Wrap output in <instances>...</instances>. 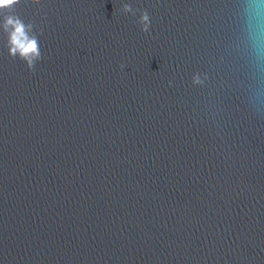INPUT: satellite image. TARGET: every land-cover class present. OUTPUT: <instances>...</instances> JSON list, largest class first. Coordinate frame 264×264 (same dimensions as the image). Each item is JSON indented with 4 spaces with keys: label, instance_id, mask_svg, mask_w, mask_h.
Instances as JSON below:
<instances>
[{
    "label": "water",
    "instance_id": "obj_1",
    "mask_svg": "<svg viewBox=\"0 0 264 264\" xmlns=\"http://www.w3.org/2000/svg\"><path fill=\"white\" fill-rule=\"evenodd\" d=\"M12 11L42 56L0 33V264H264V0Z\"/></svg>",
    "mask_w": 264,
    "mask_h": 264
},
{
    "label": "clouds",
    "instance_id": "obj_2",
    "mask_svg": "<svg viewBox=\"0 0 264 264\" xmlns=\"http://www.w3.org/2000/svg\"><path fill=\"white\" fill-rule=\"evenodd\" d=\"M36 2V0H33ZM19 3V0H0V33L5 35L3 48L7 50V55L24 62L28 69H33L36 62L41 59V50L37 35L33 33V25L25 23L12 10ZM124 12H130L129 4L123 5ZM137 23L143 32L149 30L150 18L147 11H142ZM194 82H199L194 78Z\"/></svg>",
    "mask_w": 264,
    "mask_h": 264
}]
</instances>
